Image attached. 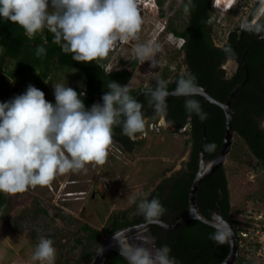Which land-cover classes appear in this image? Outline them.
Here are the masks:
<instances>
[{"label":"rangeland","instance_id":"1","mask_svg":"<svg viewBox=\"0 0 264 264\" xmlns=\"http://www.w3.org/2000/svg\"><path fill=\"white\" fill-rule=\"evenodd\" d=\"M182 1L157 0L153 4L151 0H137L143 20L139 39L116 44L103 59L105 70L133 72V64L137 61L138 66L128 83L135 90L153 87L161 79L169 82L175 75L183 73V50L178 48L177 39L171 38V28L182 30L188 20V15L181 11ZM256 2L212 0L209 23L218 46L226 45L232 31L257 26L264 3L249 20ZM147 41L159 45L156 68H151L149 61L142 64L133 51L136 44ZM223 69L231 77L237 64L229 60ZM54 80V84L71 88L82 85L81 74L76 69L62 68ZM30 84L36 86L32 81L27 86ZM54 84L48 85L50 88L47 86L45 91L48 101L53 104ZM154 119L149 121L150 125ZM259 123L264 129V118ZM150 125H145L143 133L146 137L141 133L135 135L136 140L143 139V144L133 151H123L113 142L102 166L88 164L85 170L57 175L49 186L29 187L22 193L6 194L5 207L0 211V264H46L31 259L40 237L53 240L54 264H87L93 255L95 257L100 244L109 235L112 218L125 214L129 220L136 219L138 205L165 179L182 172L188 161L192 148L188 124L182 129L164 125L162 135L154 132L149 135ZM225 168L232 207L243 211L242 215L251 211L264 212V166L249 154L237 135H234ZM236 217L235 214L234 219ZM85 224L100 232L97 240L83 229Z\"/></svg>","mask_w":264,"mask_h":264},{"label":"clouds","instance_id":"2","mask_svg":"<svg viewBox=\"0 0 264 264\" xmlns=\"http://www.w3.org/2000/svg\"><path fill=\"white\" fill-rule=\"evenodd\" d=\"M0 17L18 24L28 37L47 28L53 42L76 62L103 60L119 43L138 40L143 20L137 0H0ZM261 31L260 27L256 28ZM136 58L151 68L158 66L159 45L154 41L138 43L133 49ZM38 58L46 55L43 46L36 48ZM46 83V82H45ZM103 104L85 108L73 88L54 84L55 104L45 93L28 85L23 94L0 103V192L15 195L29 187L49 186L57 175L85 170L88 164L104 165L113 143V127L122 126V134L135 139L145 131L144 105L130 94L129 84L121 86L109 81ZM174 94L193 97L198 94L196 77L188 72L176 80ZM154 113H165L170 95L167 81H156L145 93ZM185 110L206 120L199 101L188 98ZM171 123V122H169ZM214 144L206 145L213 151ZM138 211L154 221L166 211L157 198L144 199ZM213 239L223 242L225 236ZM52 239L40 237L31 259L54 264L56 249ZM163 246L150 249L128 246L121 254L128 264H176Z\"/></svg>","mask_w":264,"mask_h":264},{"label":"trees","instance_id":"3","mask_svg":"<svg viewBox=\"0 0 264 264\" xmlns=\"http://www.w3.org/2000/svg\"><path fill=\"white\" fill-rule=\"evenodd\" d=\"M211 2L212 0H183L180 7L181 11L188 15V20L184 24L186 30L183 32L176 27L171 29L177 36L186 39L184 49L187 53L188 73L196 77L198 86L207 88L209 94L221 102H225L232 90L245 81L247 71L243 60H246L250 76L233 99V127L235 135L246 145L249 154L264 166V129L259 123V120L264 118V11L255 28L232 31L226 45L221 48L214 46L210 38ZM263 3L264 0H257L249 20L259 12ZM257 27L261 28L260 32L256 31ZM39 46L46 49V55L41 58L35 55ZM0 48V103L23 94L29 81L45 93V99L48 101L45 92L47 86L55 83L54 79L57 78L60 69L68 68L76 69L81 74L82 85L73 89L78 94L84 93L81 99L85 108L90 109L94 103L103 104L102 96L108 91L107 84L110 80L121 86L127 85L138 66L136 61L133 64V72L126 69L107 72L103 60H94L91 63L76 62L72 59L71 53H63L60 46L53 42V34L47 28L33 37H28L22 27L2 17H0ZM228 59H232L237 64V70L231 77H228L226 70L223 69ZM179 77L177 75L176 80ZM176 80L167 82L168 91H174ZM12 84H15V87H12ZM139 91L140 89L135 90L130 87V94L133 97ZM188 98L199 101L203 112L207 113L206 120L201 121L195 113L189 114L185 110V100ZM166 104L171 109V119L173 123L177 122L178 129H182L186 124L189 125L190 141L194 143L193 160L188 166L187 175L173 177L172 186L167 189L169 191H165V188L158 190L149 201L153 198L159 199L166 210L158 219L166 216L176 222L189 211V192L199 168V148L204 125L207 126L204 149L206 145L214 144L213 151L205 150V152L207 158H215L222 147L226 116L220 106L212 104L198 94L193 97L170 95ZM113 140L129 151L133 149L131 139L122 134V126L113 127ZM6 201V194L0 192V211L4 209ZM197 203L201 213L208 219L212 217L217 204L220 203L223 216L232 226L234 225V215L242 214L243 211L232 207L229 177L225 165L200 186ZM125 216L123 214V217L112 218L113 223L108 234L148 221L140 213L134 220H129ZM83 229L95 240L100 236L99 231L87 224ZM218 234L225 236L223 242L212 238ZM159 244L160 248L167 246L170 249L169 255L174 258L176 264H221L230 252V242L226 234L200 220L184 223L179 229L170 231L166 238L160 239ZM93 259L94 255L87 264H92ZM105 264H128V261L120 254L111 252ZM236 264L257 263L239 257Z\"/></svg>","mask_w":264,"mask_h":264},{"label":"water","instance_id":"4","mask_svg":"<svg viewBox=\"0 0 264 264\" xmlns=\"http://www.w3.org/2000/svg\"><path fill=\"white\" fill-rule=\"evenodd\" d=\"M243 64L247 71L246 79L243 83L237 85L232 90V92L230 93L229 97L225 102H221L215 99L214 97H212L209 94L207 88L198 86V95L204 96L207 101L211 102L212 104H216L220 106L224 110L226 116V129H225V135H224L222 147L220 149L219 154L215 158H207L204 149L206 136H207V126L204 125L203 137L201 139L200 148H199V168L189 192L188 213L183 217H181L174 225H170L164 221L156 219L151 222L147 221L137 225L127 226L109 234L100 244L92 264H105L111 252H116L125 258V256L122 255L121 253L123 251H127L128 246H133V247L142 246L150 249L160 248L157 243V238H155L151 233L152 226L158 225L167 230L174 231L179 229L182 224L188 223L193 220H200L225 233L230 242V252L227 258L221 264L237 263L240 257L237 236L231 223L223 216V213L220 208V203L217 204V207L212 217L208 219L200 211V208L197 203V193L200 186L208 178H210L218 169H220L222 166L225 165L229 157V154L231 152L233 139L235 135V131L233 127L234 111L232 107V102L236 94L246 84L250 76L248 65L245 59L243 60ZM169 93L170 95H175L174 91H171ZM139 95L140 93L137 94L134 98L137 100Z\"/></svg>","mask_w":264,"mask_h":264},{"label":"flooded vegetation","instance_id":"5","mask_svg":"<svg viewBox=\"0 0 264 264\" xmlns=\"http://www.w3.org/2000/svg\"><path fill=\"white\" fill-rule=\"evenodd\" d=\"M155 2V4H156V1L157 0H151V2ZM154 2H153V4H154ZM161 4V3H160ZM211 8H212V2H211ZM186 29H185V27H183V29H182V31L184 32ZM210 38H211V40H212V43L214 44V46H216V47H220V46H218L217 44H216V42H215V40H214V38H213V35H212V32L210 33ZM221 48H224V47H221ZM182 50H183V60H184V64H185V70L183 71V73H181V74H177L178 76H180V75H182V74H184L185 72H188V65H187V62H186V59H187V57H186V55H187V53H186V49H184V47L182 48ZM229 60H231V61H233L232 59H228L227 61H229ZM226 61V62H227ZM234 62V61H233ZM177 75H175L174 77H173V79H171V81L170 82H173V81H175L176 80V76ZM155 87V85L153 86V87H147V88H142V89H140V91H139V93H140V95H139V97H138V99H137V101H139V102H141L143 105H144V107H143V109H142V111H143V113H144V118H145V120H146V125L148 126V125H150L149 124V121H151V119H152V117H155V119H154V121H153V124L152 125H150L151 127H150V131H149V135L152 133V132H154V133H157L158 135H162L163 134V130L164 129H161L164 125H168V127L169 128H172V129H175V128H177V122L176 123H173V121H172V115H171V109L170 108H168L167 107V109H166V112L165 113H159V114H157V113H154V109L151 107V106H149V104H148V100H149V98L150 97H148V96H146V97H144V95H145V93L148 91V89H150V88H154ZM169 92H171V91H169ZM138 93V94H139ZM170 96V95H169ZM161 119H164V121L163 122H161ZM169 122H171V123H169ZM147 126H146V129H147ZM188 127H189V125H188ZM137 134V133H136ZM135 134V135H136ZM141 135H144V137H146L147 136V134L145 133H141ZM141 140H143L142 138H140V139H138V140H136V139H131V141L133 142V149L132 150H130V151H133V150H135V149H137V147H139V146H141L142 144H143V142L141 141ZM113 142L115 143V144H117L118 146H120L122 149H123V151H128L129 152V150H127V148H125V147H122L118 142H116V141H114L113 140ZM191 144H192V148H191V152H190V155H189V158H188V161L186 162V164H185V166H184V170L182 171V172H180V173H178V174H176V175H174L175 177L176 176H180V177H183V176H185V175H187L186 174V172H188V166H189V164L192 162V156H193V152H194V143L191 141ZM173 176V177H174ZM173 177H171V178H169V179H165L162 183H160L151 193H150V195H149V197L147 198V200H149L151 197H152V195L156 192V191H158V190H162L163 188H165V191H169V190H167V189H169L170 188V186H172V178ZM189 179V178H188ZM171 183V184H170ZM139 213V212H138ZM139 215V214H138ZM138 215H137V217H138ZM159 220H161V221H164V222H166V223H168V224H170V225H174L176 222H174V219L173 218H167L166 216H163L162 218H160ZM111 223H113V221L111 222ZM175 231V230H174ZM170 232V230H167V229H165V228H163V227H161V226H158V225H156V226H152V228H151V233H152V235L155 237V238H157V243H158V246L160 247V244H159V242H160V239H162L163 240V238H166V236L168 235V233ZM162 235H165L164 237H162ZM162 237V238H161ZM165 240V239H164Z\"/></svg>","mask_w":264,"mask_h":264},{"label":"built area","instance_id":"6","mask_svg":"<svg viewBox=\"0 0 264 264\" xmlns=\"http://www.w3.org/2000/svg\"><path fill=\"white\" fill-rule=\"evenodd\" d=\"M171 34V38L177 39L178 48L182 49L186 39L174 32ZM233 220L240 257L245 261L254 260L257 264H264V212L251 211L250 214H239Z\"/></svg>","mask_w":264,"mask_h":264},{"label":"bare ground","instance_id":"7","mask_svg":"<svg viewBox=\"0 0 264 264\" xmlns=\"http://www.w3.org/2000/svg\"><path fill=\"white\" fill-rule=\"evenodd\" d=\"M73 194H69V196H72Z\"/></svg>","mask_w":264,"mask_h":264}]
</instances>
